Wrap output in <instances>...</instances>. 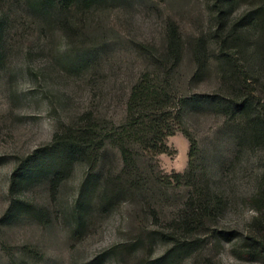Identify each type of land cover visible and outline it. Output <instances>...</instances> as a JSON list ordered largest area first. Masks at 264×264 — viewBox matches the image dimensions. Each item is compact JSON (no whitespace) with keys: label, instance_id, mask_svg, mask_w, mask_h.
<instances>
[{"label":"rangeland","instance_id":"1","mask_svg":"<svg viewBox=\"0 0 264 264\" xmlns=\"http://www.w3.org/2000/svg\"><path fill=\"white\" fill-rule=\"evenodd\" d=\"M213 2L127 0L59 13L51 0H0V264H264V246L253 243L257 258L246 252L256 215L249 198L264 179V138L253 139L251 125L264 119V29L242 32L243 45L231 49L240 70L234 72L212 35ZM263 4L240 0L229 21L246 14L253 20ZM169 22L182 48L175 86L182 95L206 97L192 104L180 128L195 140L191 159L176 131L166 139L173 155L151 157L135 146L136 171L119 179L120 154L106 144L96 165L73 164L54 197L46 173L18 192L41 221H2L21 159L89 117L108 128L124 122L131 88L151 70L141 46L163 52ZM198 39L206 70L194 78ZM234 91L249 97L252 114L223 105ZM175 173L180 184L157 182ZM204 199L210 215L189 233L195 222L186 216L200 215Z\"/></svg>","mask_w":264,"mask_h":264},{"label":"trees","instance_id":"2","mask_svg":"<svg viewBox=\"0 0 264 264\" xmlns=\"http://www.w3.org/2000/svg\"><path fill=\"white\" fill-rule=\"evenodd\" d=\"M51 1L54 10L56 9L59 13H68L74 9L88 11L94 7L119 4L127 0ZM239 1L214 0L213 2L215 26L212 35L217 39L221 57L228 65H232L231 68L234 72L240 70H238L237 63L232 60L231 49L236 44L243 45L242 41L246 37L242 32L248 31L252 27L264 29V4L256 13L257 18L253 20L250 17L251 14H246L244 17L229 21L238 7ZM141 50L146 55L151 70L142 73L131 88L125 106L124 122L116 128H108L101 121L89 117L81 125L67 127L62 131L57 130L48 144L36 148L31 154L21 159L10 175L8 185L10 203L2 221L9 223L20 216H28L41 221L38 211L33 206L18 200V192L31 185L35 176L46 173L49 174V190L51 196L54 197L60 184L71 171L73 164L85 160L89 164L96 165L106 144L113 145L120 154L123 169L119 179L136 171L134 151L132 150L135 146L146 151L151 157L161 154L173 155L174 152L167 146L166 139L176 131H181L187 139L189 143L188 158L191 159L195 152V140L187 131L180 128L183 116L192 104L204 102L206 97L182 95L175 86L174 76L182 57L181 38L177 26L173 22L168 23L166 45L163 52L160 53L150 46H141ZM192 53L196 64L194 78H201L206 70V52L202 39L197 40ZM244 84H246V80H244ZM223 105L233 114L241 115L249 112L252 114L254 112V106L249 97H241L235 91ZM251 125L257 128L254 131L253 139L264 138V119L256 116L251 120ZM119 179L118 182L123 188L124 184ZM181 180L182 175L175 173L168 178H159L157 182L169 186L173 182L180 184ZM249 200L256 210V215L249 225L250 231L247 237L249 242L246 252L251 259H254L257 258L253 255L257 252V248L252 246L253 243L264 246V179ZM210 206L208 200L204 199L199 210L197 209L201 213L200 215L186 216V219L195 222L186 227L191 229L188 231L189 233L205 226L203 221L206 216L210 215ZM82 210L83 207L77 204L75 214L78 223L83 218Z\"/></svg>","mask_w":264,"mask_h":264}]
</instances>
